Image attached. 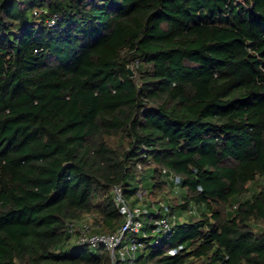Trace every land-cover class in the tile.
Masks as SVG:
<instances>
[{
  "label": "trees",
  "instance_id": "16d2710c",
  "mask_svg": "<svg viewBox=\"0 0 264 264\" xmlns=\"http://www.w3.org/2000/svg\"><path fill=\"white\" fill-rule=\"evenodd\" d=\"M117 184L137 264H264V0H0V264H111Z\"/></svg>",
  "mask_w": 264,
  "mask_h": 264
},
{
  "label": "built area",
  "instance_id": "2783aa9c",
  "mask_svg": "<svg viewBox=\"0 0 264 264\" xmlns=\"http://www.w3.org/2000/svg\"><path fill=\"white\" fill-rule=\"evenodd\" d=\"M40 10H35L39 15ZM56 16L47 20V24L54 25ZM166 171V170H164ZM169 178L177 186L180 178L171 174ZM139 199L137 203H132L124 193L120 184L113 187V200L116 208L123 216V222L115 232H98L92 229L87 219H79L68 223V228L72 238L78 244H84L91 248H96L101 253L108 251L111 257V264H137L138 252L144 248L145 243L141 237H150L153 245H158L173 228V222L167 215L155 216L150 221L155 225L151 236L147 232L146 220L144 217L148 213L146 205V191L139 190L136 194ZM177 249H171L170 254H175Z\"/></svg>",
  "mask_w": 264,
  "mask_h": 264
},
{
  "label": "rangeland",
  "instance_id": "374dc122",
  "mask_svg": "<svg viewBox=\"0 0 264 264\" xmlns=\"http://www.w3.org/2000/svg\"><path fill=\"white\" fill-rule=\"evenodd\" d=\"M84 217L87 219L88 223H90V225H91V227L93 229V226L92 225H93V222H94V216H92V215H85ZM93 251L96 252L97 249L96 248H93Z\"/></svg>",
  "mask_w": 264,
  "mask_h": 264
},
{
  "label": "crops",
  "instance_id": "0c3cea01",
  "mask_svg": "<svg viewBox=\"0 0 264 264\" xmlns=\"http://www.w3.org/2000/svg\"><path fill=\"white\" fill-rule=\"evenodd\" d=\"M144 219L147 220V217L145 216Z\"/></svg>",
  "mask_w": 264,
  "mask_h": 264
},
{
  "label": "water",
  "instance_id": "95a60500",
  "mask_svg": "<svg viewBox=\"0 0 264 264\" xmlns=\"http://www.w3.org/2000/svg\"><path fill=\"white\" fill-rule=\"evenodd\" d=\"M130 73L133 74V72L130 70Z\"/></svg>",
  "mask_w": 264,
  "mask_h": 264
}]
</instances>
